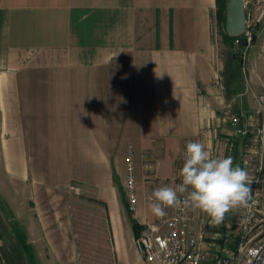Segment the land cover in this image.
<instances>
[{
  "label": "crops",
  "instance_id": "1",
  "mask_svg": "<svg viewBox=\"0 0 264 264\" xmlns=\"http://www.w3.org/2000/svg\"><path fill=\"white\" fill-rule=\"evenodd\" d=\"M215 8V0H0V197L37 252L98 264L112 238L132 250L126 264H148L132 220L157 219L148 197L181 183L188 142L208 150L226 137L234 144L223 157L246 168L256 139L222 118L255 110L264 83L258 90L251 49L247 87L226 96ZM129 152L134 215L123 191ZM189 208V227L200 229L207 214Z\"/></svg>",
  "mask_w": 264,
  "mask_h": 264
},
{
  "label": "built area",
  "instance_id": "2",
  "mask_svg": "<svg viewBox=\"0 0 264 264\" xmlns=\"http://www.w3.org/2000/svg\"><path fill=\"white\" fill-rule=\"evenodd\" d=\"M249 2L250 0H243L246 18L245 27L241 33L244 34L246 48L251 44L254 30V24L249 20ZM254 99L257 104L255 110L222 118L223 121L229 123L236 136L244 138L252 134L256 142L247 144L243 153L245 170L251 180L250 208L237 210L239 214L234 225H236L238 239L231 253L218 260L217 264H264V233L253 232L252 226V221L264 208V90L257 91ZM233 144V141L226 137L215 136L214 145L208 151L213 157H223V149H232ZM147 168L149 172L152 171L153 163H149ZM72 189L78 192L77 187H72ZM123 191L127 210L134 215L137 209V194L135 167L131 152L126 160ZM165 213L164 216H158L156 220L141 226L134 238L137 252L148 264H201L204 259V253L199 246L202 230L190 229L189 206L182 204L177 208L168 207L165 208ZM206 223H213L209 216ZM225 236H228L227 231ZM0 264H6L1 249Z\"/></svg>",
  "mask_w": 264,
  "mask_h": 264
},
{
  "label": "rangeland",
  "instance_id": "3",
  "mask_svg": "<svg viewBox=\"0 0 264 264\" xmlns=\"http://www.w3.org/2000/svg\"><path fill=\"white\" fill-rule=\"evenodd\" d=\"M250 12V23L254 24L253 37L251 44L246 48V41L244 34L234 36L231 46H228L220 33V27L224 29L223 25L219 26L215 15L212 16L211 33L215 44V50L222 64L226 59V52L230 49L240 52V60L242 62V82L240 77L239 84L235 87L241 90V87L248 85V72L250 70L249 54L250 50L255 53V84L264 83V0H250L248 4ZM259 87V86H258ZM261 89V86L257 88ZM233 96V94L231 95ZM257 214V218L252 221L253 232L264 233V208ZM208 218L204 219L200 229L190 228L194 231L202 230V239L200 241V248L204 253V259L201 264H217L221 258L229 255L235 247V241L238 239L236 225L234 222L238 216L232 218L227 225L222 224L221 227L216 228L215 223H206ZM215 227V228H214ZM227 231L228 236H225ZM261 233V234H262ZM31 242V237L24 235L23 226L18 219H15L13 213V205L9 198L0 197V249L4 256L6 264H56L49 252H37ZM104 256L103 260L98 261L99 264H126L124 257L133 256L132 250L127 247H120L112 238L106 249L101 252ZM124 256V257H123ZM58 264V263H57ZM94 264V263H92ZM143 264V263H140Z\"/></svg>",
  "mask_w": 264,
  "mask_h": 264
},
{
  "label": "clouds",
  "instance_id": "4",
  "mask_svg": "<svg viewBox=\"0 0 264 264\" xmlns=\"http://www.w3.org/2000/svg\"><path fill=\"white\" fill-rule=\"evenodd\" d=\"M179 176L181 183L158 187L148 197L154 215L162 217L165 208L183 204L207 214L213 223L219 224L226 213L250 208L252 189L247 171L234 165L230 156L213 157L201 142L187 143Z\"/></svg>",
  "mask_w": 264,
  "mask_h": 264
},
{
  "label": "trees",
  "instance_id": "5",
  "mask_svg": "<svg viewBox=\"0 0 264 264\" xmlns=\"http://www.w3.org/2000/svg\"><path fill=\"white\" fill-rule=\"evenodd\" d=\"M225 2L226 0H215V18L219 26L223 25L225 19ZM220 33L224 39V42L231 46L234 36H229L226 34L225 30L220 27ZM241 53L234 51L232 49L226 52V59L223 64V69L221 72L223 86L225 88L226 96L229 97L231 94L236 93L238 89L235 87L239 84L240 77L242 76V62L240 60ZM132 226L137 235L140 231L141 226L133 219Z\"/></svg>",
  "mask_w": 264,
  "mask_h": 264
},
{
  "label": "water",
  "instance_id": "6",
  "mask_svg": "<svg viewBox=\"0 0 264 264\" xmlns=\"http://www.w3.org/2000/svg\"><path fill=\"white\" fill-rule=\"evenodd\" d=\"M243 0H226L224 30L229 36L239 35L245 27Z\"/></svg>",
  "mask_w": 264,
  "mask_h": 264
}]
</instances>
